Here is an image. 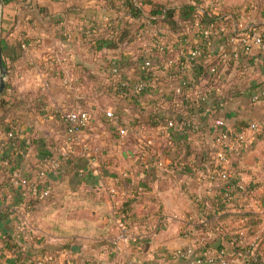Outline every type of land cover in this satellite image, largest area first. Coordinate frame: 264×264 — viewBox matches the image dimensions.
Instances as JSON below:
<instances>
[{
	"label": "crops",
	"instance_id": "0c3cea01",
	"mask_svg": "<svg viewBox=\"0 0 264 264\" xmlns=\"http://www.w3.org/2000/svg\"><path fill=\"white\" fill-rule=\"evenodd\" d=\"M168 1L174 7L175 25L169 21L160 23H164L170 29L169 35L173 37L188 21L181 20L180 6L193 4L198 0ZM99 2L98 0L81 2L84 15L93 22L107 25V22L114 23L115 19L122 15L119 7L104 9ZM224 3L227 15H235V18L229 20L231 25L236 21L246 26L257 25L264 38V0H225ZM115 6H118L117 3ZM143 8L144 12L139 14V22L127 24L126 29L135 24L146 25L152 6L144 3ZM66 10L65 4L53 0H40L39 12L30 13L32 25L29 27V38L37 41L32 54L36 61H40L55 48L58 49L59 35L54 24L61 19L59 16L65 14ZM13 13L14 0H4L1 37H4L7 47L12 45L14 39L8 34ZM124 23L123 18L120 20V26L124 27ZM228 23L223 27L224 32H230ZM47 39L50 40L48 46ZM99 39L97 48L85 45L83 50L74 53L70 61L57 63L51 71L50 87L43 92L38 86L39 76L29 67L26 54L22 50L16 57L6 54L7 80L2 92L3 95L7 97L12 95L13 99L18 100L8 112L0 109V264H26L37 256L57 250H68L75 264H86L89 259L99 260L101 264H194L186 258L178 257L175 252L211 240V232L204 231L198 226L205 224L203 215L191 202L192 196L205 193V187L195 178L181 177L179 181L170 183L169 180H172L170 172L158 170L154 163L156 154L161 153L164 154L166 165L169 166L172 161L174 149L172 147L166 149L163 142L147 155L149 169L144 171L142 176L141 166L135 157L130 155L134 151L133 142L120 146L110 139L111 135H103L101 146L106 155L98 162L90 165L81 153V148L75 147L73 156L62 163L60 171L47 176V182L51 186L48 198L40 200L25 194L27 189L25 182L36 178L42 159L54 153L59 144L55 133H58L60 126L56 122L44 123L42 112L34 105V101L37 96L42 95L43 101L50 105L62 108L78 105L75 92L62 86L61 78L65 72H74L75 76L79 77V82L84 85L101 86L99 70L105 61L104 57L106 53L116 51L114 50L116 48L113 49V40L110 38L105 37L104 40L100 36ZM216 44L217 42L215 47ZM240 65L246 67L243 85L260 83L257 90H264V52L262 56L253 60L252 65L248 58H244ZM83 72L86 76H83ZM90 73L97 76H90ZM234 74L233 69L230 71L232 78ZM83 77H86L88 82L84 81ZM85 92L83 90L82 95ZM89 103L99 112L100 107L108 106L112 101L104 96L99 102L94 100ZM224 113L222 115L228 125L236 122H263L264 95L256 102H251L247 97L234 98L227 104ZM142 119L148 124L147 115L143 114ZM11 126L17 141L14 148L9 145L6 135ZM261 151L264 153V141H259L253 151L244 155L242 162L244 171L240 173V179L246 184H251L253 199H245L241 206L230 205L228 210L231 213L248 210L257 214L259 221L254 229L264 232V219L261 215V206H264V156ZM121 171H128L132 182L143 178L153 183L146 194L153 195L157 202L155 204L147 200L145 203L160 212L153 222L147 225H130L137 236L136 240L120 243L119 250H115L112 241L119 228L116 220H110L109 215L116 217L115 210L120 202L113 203L112 197L101 188V185L112 184ZM159 181L163 184H158ZM122 191L125 194L117 196L119 201L123 196L131 195L126 187ZM88 194H94L102 203L97 201L94 206L91 205L85 196ZM207 195L211 196L208 193ZM13 209H16V214H13ZM25 213L29 231L26 235H18L16 224ZM222 213L224 211H219L218 215ZM163 219L168 220L166 225L163 224ZM239 221L240 219L236 220L229 215L222 219L220 226L224 230H231L242 224ZM251 238L252 236L246 239L248 246ZM222 243L225 248L230 247L229 238L223 239ZM259 252L264 254V243ZM233 261L250 264L242 255H236Z\"/></svg>",
	"mask_w": 264,
	"mask_h": 264
},
{
	"label": "built area",
	"instance_id": "2783aa9c",
	"mask_svg": "<svg viewBox=\"0 0 264 264\" xmlns=\"http://www.w3.org/2000/svg\"><path fill=\"white\" fill-rule=\"evenodd\" d=\"M65 4L67 10L61 14L55 24V30L59 37L57 48L47 53L40 61L33 57L36 40L29 38V27L32 25L31 12H39L40 0H14V13L9 25L11 37L17 38L21 50L26 54L29 67L39 76V89L43 92L50 87L51 71L57 63L70 61L77 50H83L85 45L94 46L100 41L99 37L114 40L120 33L117 28L121 19H125L124 26L137 21L140 15L133 14L125 9L124 0H116L118 6L102 7L114 9L119 7L122 15L117 17L114 23L99 25L84 15L81 2L87 0H53ZM106 1V0H105ZM136 5H142L143 0H135ZM151 1V0H147ZM219 0H198L192 5L194 11L187 18L183 29L173 37L169 35L170 29L164 23H153L150 20L145 26L133 25L128 28L130 34L128 43L114 47L116 51L106 53L99 74L101 77V92L112 101L108 106L100 107L99 112L88 101L85 105H74L62 108L43 101L42 95L37 96L34 105L42 112L44 123L56 122L60 126L56 132L55 152L45 156L39 164L37 176L34 180L25 182L26 193L36 199H46L51 192V186L47 182L49 174L60 171L62 163L73 156L75 147L81 148V153L87 158L90 165L95 164L106 155L101 146V137L109 135L112 128L114 135L111 140L120 146L133 142L134 151L130 153L141 166V173L149 169L146 162L147 155L160 142L163 146L172 147L176 140L189 137L188 134L199 130V118L213 114L214 108H224L225 101L217 100L222 87L231 83V70H235L234 63L241 56L250 55L254 49L264 51V39L257 28L235 23L236 34L229 38L230 48L225 44L215 47L216 40L222 34L213 23L201 21L204 15L216 13ZM104 2V0H103ZM156 16L163 18V14ZM113 25V26H112ZM100 26L99 28H96ZM222 30L224 28L222 27ZM105 36V37H104ZM214 52L218 53V59L213 60ZM204 65L208 76H200L198 68ZM230 70V71H229ZM225 76V79H223ZM225 80V82H224ZM79 77L74 72H65L61 78L62 86L75 92L76 99L86 97L88 87L79 82ZM97 93L98 88L92 87ZM85 90V94H83ZM103 90V91H102ZM102 94V95H103ZM103 95V96H105ZM264 93L262 94V96ZM259 96H253L252 101ZM86 99V98H85ZM87 100V99H86ZM203 104L201 110L198 106ZM192 109L194 114L188 115ZM148 116V124L142 119V115ZM103 117L107 123L101 120ZM218 129L219 122L213 124ZM258 123L251 121L248 126L237 132L229 133V129L220 128L219 136L224 143L225 150H230L239 142L248 140L257 130ZM9 145L16 147L17 141L13 126L6 133ZM54 139V138H53ZM214 146V143H212ZM215 160L217 164L207 173L199 172L198 176L204 181L206 193L214 199L221 198L228 202L236 197L240 202L245 199H253V190L246 188V183L233 176L228 167L227 157L220 151ZM155 166L158 170L166 172L169 167L165 163L164 154H156ZM130 176L128 171L119 172V177L112 184L101 185V188L112 198L125 194L117 189L118 179ZM223 183L224 189L213 188L216 183ZM99 189V188H98ZM244 190L246 194L237 193ZM236 192V194H235ZM30 208V205H28ZM16 214V209H13ZM27 213L16 224L18 235L27 234L29 231ZM261 215L264 219V206H261ZM168 223L167 219L162 220ZM243 223V219H240ZM118 234L112 241L113 248L119 250L120 243H128L136 240L133 229L121 222L117 217ZM236 236L229 238V248H222L218 252L207 250L201 256L193 259L194 264H200L206 257V261L212 264V256L220 264H229V258L233 253L235 240L243 238L244 232L239 230ZM257 245V235L252 236L246 255L252 256V264H264V257L260 261L254 254ZM195 246L178 249L175 254L181 258H187ZM240 255V254H238ZM26 264H75L68 250H57L43 256L27 261ZM86 264H101L99 260L89 259Z\"/></svg>",
	"mask_w": 264,
	"mask_h": 264
},
{
	"label": "trees",
	"instance_id": "16d2710c",
	"mask_svg": "<svg viewBox=\"0 0 264 264\" xmlns=\"http://www.w3.org/2000/svg\"><path fill=\"white\" fill-rule=\"evenodd\" d=\"M100 1V2H99ZM4 2V0H3ZM100 5L103 7H114L117 3L116 0H98ZM145 4H150L152 6V9L150 10L149 20L153 23H160L164 21H169L173 25H175V20H173V9L174 7L170 4V1H162V0H151L148 2L147 0H143ZM225 0H219L218 1V8L216 13H213L211 15H204L201 18L202 22L205 23H213L215 26H217L219 32L222 34V36L216 41V47H219L221 44L226 45V49L230 48V45L228 43L229 38L232 36V34H236L235 29V23H232L229 21L232 17L235 18L234 14L227 15L226 7L224 6ZM143 3V4H144ZM142 5H136L135 0H124L125 9H129L133 14L139 15L141 12H144V8ZM194 11V7L192 4H183L180 6V18L181 20H186L190 14H192ZM163 14V18L156 16L157 14ZM232 13V12H231ZM229 22V23H228ZM228 23V26L230 28V32H224L225 30H222V27H225L224 25ZM109 25V22H107V26ZM100 26L96 27L99 28ZM249 29L251 27L259 28L257 25H248ZM121 31L118 34V36L113 40L112 47H117L121 45H125L128 43V36L130 34V31L124 27H121L120 24L117 26ZM261 30V29H260ZM262 35L263 32L261 31ZM264 39V38H263ZM5 39L4 37H1V50H2V57H3V65L6 66L5 58L6 54L12 57H16L19 55V52L21 50L20 44L17 38L12 39L11 46L7 47L5 46ZM94 47L97 48L98 44L95 43ZM9 51V53H6ZM264 51H261L259 49H254L253 52L248 56H241L234 63L235 66V76L234 78L230 79L231 83L228 85V83L222 87V91L218 96H215V100L213 103H217V100L223 99L225 101L224 108L216 107L214 108V113L206 116H201L199 118V130L193 134V132L189 133L188 136L183 140H176L174 142V145L172 146V149H174V154L172 161L170 165L168 166L169 169L166 172H170V178L172 180L170 183H175L180 180L181 177L186 178H195L200 183L204 185V181L198 176L199 172L207 173L209 170L213 169L215 167L216 159L218 158L217 154L222 151L224 155L227 157L228 160V167L230 171L232 172L233 176L240 179V173L244 171L243 168V159L244 155L246 153H249L253 151L259 141H264V121L258 123L257 130L253 133V135L246 141L239 142L237 145L233 146L230 150H225L224 143L222 142L218 130L220 128H227L229 129V133L237 132L238 130L243 129L244 127L248 126L250 122H236V124L228 125L225 121V108L227 107V104L233 100L234 98L238 97H244L249 98L251 102H256L261 99L262 94L264 93V90L259 89L260 83H252L250 86H244L243 85V79H244V68L246 67L244 65H240L242 60L244 58H248L250 60V65H252L253 60L256 58L262 56V53ZM213 60L218 59V53L214 52ZM205 66L201 65L198 68V73L200 76H208L205 71ZM83 76H86L83 72ZM95 73H90V76H94ZM89 78V75H87ZM97 76V75H95ZM84 81L86 80V77H83ZM94 78V77H93ZM92 78V79H93ZM223 79H225V76H223ZM86 82V83H87ZM225 82V80H224ZM88 92L86 94V99H79V103L81 105H85V103L88 101H94L99 102L100 98H104L102 96L101 92V86H93L91 84L87 85ZM92 87H97V93ZM264 89V88H263ZM103 91V90H102ZM105 95V94H103ZM259 96L257 100L252 101L253 96ZM9 95V97L3 95V92L0 93V109L4 110L6 112L10 111V107H12L15 102L18 99H13V96ZM106 97V95H105ZM37 98V97H36ZM107 98V97H106ZM36 102V99L35 101ZM197 110H201L203 107V104H200L198 106ZM193 110L190 109L188 111V115H192ZM224 113V116L222 115ZM101 120L105 123L106 120L101 117ZM216 122H219L218 129H214L213 124ZM110 135H114V131L112 128L108 129ZM214 143V146L212 145ZM148 170V169H146ZM144 170V171H146ZM131 177H127L125 179H118L117 181V189L119 191H122L125 189L130 190L131 195L123 196L119 199L117 196L112 198L113 203H119L118 208L115 210L116 217H119L121 222L128 226L133 225H147L155 219V216L159 214V210H155L150 205L146 204L145 201L150 200L152 202H155L156 204V198L153 195L146 194L147 191H149L152 188V182L146 181L143 178H139L136 181H131ZM158 184H163V182H157ZM128 184V186H126ZM213 188H216L218 190H223L224 185L223 183H216L213 185ZM247 190L252 189L251 184L246 185ZM241 192V194H246L244 190H237V193ZM236 194V192H235ZM86 199L89 200L91 205H95L98 201V203H102L101 200H97L96 196L94 194H88L85 195ZM191 202L195 206V208L199 211L200 214L203 215V220L205 224H198V226H201L204 231L211 232V240L205 244H201L199 246H195V248L192 250V253L189 257L186 259L189 260L190 263L193 262V259L196 256H201L204 254L207 250L218 252L220 249L225 248L224 244L222 243L223 239L231 238L236 236V232L239 230L244 232V237L248 239L250 236L257 235V245L254 248V254L256 255V258L258 261L261 260V258L264 257V254L259 252L260 248H262V245L264 243V232L255 230V226L258 224L259 218L258 215L250 212L248 210L239 212V213H231L228 209L230 205L238 206L243 205L241 202L236 198L233 197L228 202L222 200L221 198L214 199L211 196H208L206 193L201 194L200 196H192ZM159 209V207H157ZM219 211H224V213L218 215ZM231 215L232 218L243 219V223L236 226L235 228L231 230H224L220 223L223 218L229 217ZM116 217L109 215L110 220L114 221L116 220ZM243 238H238L235 240V246L232 253V256H228L229 258V264H241L238 262L233 261V257L240 254L246 258V262H251L252 256L246 255L247 250L250 248L248 244L246 243V239L242 241ZM212 264H220L218 260L215 258V256H212ZM231 257V258H230ZM206 257L201 260L200 264H209L206 261Z\"/></svg>",
	"mask_w": 264,
	"mask_h": 264
},
{
	"label": "water",
	"instance_id": "95a60500",
	"mask_svg": "<svg viewBox=\"0 0 264 264\" xmlns=\"http://www.w3.org/2000/svg\"><path fill=\"white\" fill-rule=\"evenodd\" d=\"M2 3L0 0V93L3 91L7 80V70L3 65L2 50H1V19H2Z\"/></svg>",
	"mask_w": 264,
	"mask_h": 264
},
{
	"label": "rangeland",
	"instance_id": "374dc122",
	"mask_svg": "<svg viewBox=\"0 0 264 264\" xmlns=\"http://www.w3.org/2000/svg\"><path fill=\"white\" fill-rule=\"evenodd\" d=\"M48 40V39H47ZM48 42V44H47V46L50 44V40H48L47 41ZM259 101V100H258ZM259 149H257V151H258ZM261 154H262V156H264V153H263V151H261Z\"/></svg>",
	"mask_w": 264,
	"mask_h": 264
}]
</instances>
